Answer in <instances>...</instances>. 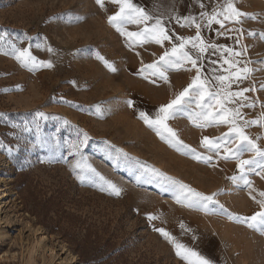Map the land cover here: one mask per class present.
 <instances>
[{
    "label": "rangeland",
    "instance_id": "obj_1",
    "mask_svg": "<svg viewBox=\"0 0 264 264\" xmlns=\"http://www.w3.org/2000/svg\"><path fill=\"white\" fill-rule=\"evenodd\" d=\"M225 2L131 0L151 19L127 23L124 31L140 32L158 19L173 36L161 47L134 43L135 38L109 24L108 17L119 11L111 0H104V7L96 0H0V35L5 38L0 47V196L7 187L10 198L0 200V264H186L157 228L212 264H264V234L243 222L264 211L257 203L264 200V173L258 175L257 166L247 173L250 186L233 183L230 178L240 175L237 161L201 144L204 137L216 140L228 133V125L196 127L186 116L168 122L186 145L212 157L206 163L169 146L139 118L141 111L154 116L191 83L195 69L185 70L191 65L170 70L167 82L146 66L179 43L175 37L196 35L194 25L182 26L183 18L192 16L201 23L206 44L240 52L234 57L238 67L251 69L231 91L249 89L244 92L247 100L237 99L255 107H242V117L262 123L245 132L264 149V0H233L246 14L242 23L208 27L201 12L211 15ZM11 45L53 66H25ZM211 52L198 61L205 74H210V61L223 71L220 54ZM84 134L88 140L81 144ZM242 158L260 159L250 152ZM78 160L95 169L94 184L77 178L73 167ZM164 177L213 196L215 203L207 212L178 203L179 193ZM105 181L120 195L101 190L108 188ZM51 197L56 201L50 217L57 219L54 212H62L59 231H51L45 214L33 208ZM42 233L53 252L38 242ZM71 239L82 241L81 248Z\"/></svg>",
    "mask_w": 264,
    "mask_h": 264
},
{
    "label": "snow or ice",
    "instance_id": "obj_2",
    "mask_svg": "<svg viewBox=\"0 0 264 264\" xmlns=\"http://www.w3.org/2000/svg\"><path fill=\"white\" fill-rule=\"evenodd\" d=\"M96 2L104 7V0H96ZM111 3L119 5V11L112 16L108 17V22L117 31L121 32L122 35H126L130 38H135L134 43L138 42L141 45L148 42H155L163 47L165 41L170 43L173 41V36L169 34V31L161 24L160 20H155L152 26H145L140 32L129 33L124 31V25L127 23H144L151 19L143 9L131 3V0H111ZM204 5L201 4V8ZM201 17L207 18V25L211 27L213 23L219 24L221 28L225 27L224 22L230 21L237 24L242 23L241 17L245 16V13L239 11L233 0H226L225 4L220 10H214L211 15L207 12H201ZM181 18H177V23H180ZM184 23L182 26L192 27L195 26L196 35L193 37H182L177 36L175 39L179 43H173L170 49H166L164 54L159 60L154 63L147 65L146 68L151 70V75L158 76L161 80L167 82V73L173 69H180L185 64L191 65L190 68H186V71H192L195 69V75L192 77L191 83L179 92L168 104L163 105L155 113L154 116L141 111L139 118L152 130L156 132L158 136L169 146L174 147L177 151L183 154L190 155L194 159L203 160L204 162L211 161V156H201L192 149L189 145H186L180 138L178 133L169 126L170 120L178 119L182 116H186L196 127H207V126H219L220 124H226L229 127V132L225 133L222 137L216 140H211L208 137H204L201 141L203 147L209 152L219 155L223 150L226 155L224 159H232L237 161L238 169L240 172L239 176H233L230 179L233 183L242 182L245 185L250 186L251 181L247 178L248 171L253 170L255 167H260V175L264 173V149H262L255 140H253L246 132L245 129L250 125L261 124L258 120H246L243 119L240 109L242 107H255L254 103L243 104L238 101V97H244V92L249 89H244L240 92L231 91V87L234 83L242 79L247 78V74L251 71L247 67L239 68V61L235 60L234 57L240 56V52L233 51L230 48H223L213 43H205L201 34L200 28L201 23L197 21L195 17L188 16L183 18ZM238 32H242L241 29H237ZM221 33H217L220 35ZM5 38L0 35V47L3 46ZM191 44V50H185L186 47ZM13 48V54L16 59L19 60L25 66L31 65L34 67H47L51 68L53 65L51 61H37L28 49L16 48L15 45H11ZM211 49V54L214 55L219 53V59L223 61L220 71L215 65L217 61L209 62L208 72L205 74L203 69V63L205 54ZM48 51H52L51 48ZM224 53H228L225 56ZM101 59L105 66L111 71L115 72L116 69L107 61L103 60V57H97ZM264 63V62H262ZM227 65V68H223V65ZM31 70V69H30ZM144 71L143 69L141 70ZM219 72V74H217ZM243 74V75H242ZM132 101H128L129 106H132ZM238 104L237 107H229V105ZM99 111V106L97 108ZM43 116V113H38ZM243 120V123L240 121ZM88 140L87 134H84V139L80 143H86ZM235 145V148L231 147ZM76 149V153L79 154L77 146H73ZM11 150H9L10 152ZM253 153L258 156L259 160H245L243 155L245 153ZM126 155V154H125ZM73 171L76 172L77 178L82 183L89 182L95 183L94 176L98 175L95 169L91 168L86 162L81 163L77 161L73 167ZM149 171L164 176L162 173H157L155 169H149ZM91 173L92 175H88ZM103 180V177H100ZM172 187L173 191L179 193L177 196L178 203H184L189 207H193L199 210L210 211L208 205L215 203L213 196H206L200 192L191 189L187 185L180 183L179 181L172 180L170 177H164ZM108 184V188L101 190L108 191L112 195L119 196L120 190L110 182L105 181ZM260 196L264 197V192L260 193ZM181 197L183 199H181ZM255 199V197H253ZM257 203L262 209H264V200H258ZM222 208L223 206L220 205ZM232 218V217H230ZM149 220H154L156 217L149 216ZM239 219V218H236ZM250 221V223H249ZM243 222L248 224V227L254 228L264 234V211L257 212L255 215L247 218H243ZM181 228L184 225L181 224ZM158 231L165 239L172 243L176 249V255L186 264H212V261L205 256H202L198 251L187 247L186 245L177 241L163 228L154 229Z\"/></svg>",
    "mask_w": 264,
    "mask_h": 264
},
{
    "label": "trees",
    "instance_id": "obj_3",
    "mask_svg": "<svg viewBox=\"0 0 264 264\" xmlns=\"http://www.w3.org/2000/svg\"><path fill=\"white\" fill-rule=\"evenodd\" d=\"M55 201H56V198L55 197H51L48 200L40 201L39 203H35V205L33 207L34 211L37 214H41V213L45 214V222H46V224H50V226L52 227L51 231H59L60 229H58V228L60 226L62 228L61 216H60V213H62V212H60V211L54 212V216L59 217L57 219H56V217H50V215L52 213L51 210L55 206ZM64 214H66V213H64ZM55 226H58V227H55ZM69 243H71L73 245H76L79 248H81V246H82V241H79V239H71L69 241Z\"/></svg>",
    "mask_w": 264,
    "mask_h": 264
},
{
    "label": "bare ground",
    "instance_id": "obj_4",
    "mask_svg": "<svg viewBox=\"0 0 264 264\" xmlns=\"http://www.w3.org/2000/svg\"><path fill=\"white\" fill-rule=\"evenodd\" d=\"M120 109V104L119 106L116 108V110ZM7 199L8 201L10 200V198L8 197V188L5 187L4 191H3V196H0V200H4ZM39 243H44L47 245L48 250H50L51 252H53V249L50 247L49 243H48V237L46 234L42 233L39 237L38 240Z\"/></svg>",
    "mask_w": 264,
    "mask_h": 264
}]
</instances>
